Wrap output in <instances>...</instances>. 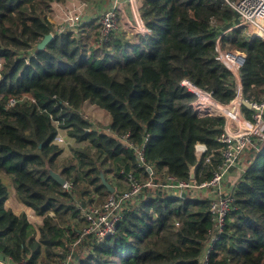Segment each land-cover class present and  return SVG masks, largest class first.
Segmentation results:
<instances>
[{"label": "trees", "instance_id": "trees-1", "mask_svg": "<svg viewBox=\"0 0 264 264\" xmlns=\"http://www.w3.org/2000/svg\"><path fill=\"white\" fill-rule=\"evenodd\" d=\"M63 1L0 0V256L25 264L63 257L85 225L77 206L109 194L102 178L113 190L124 188L121 170L148 178L125 142L140 147L148 137L144 160L155 181H189L194 165L195 182L209 179L224 118L198 116L192 108L197 96L181 82L219 103L231 101L236 80L216 59L219 36L222 49L245 54L242 99L264 97V42H247L239 29L221 35L237 22L222 0H140L148 33L116 31L101 45L96 22L76 33H54L48 14ZM47 34L52 39L38 49ZM11 98L25 100L7 106ZM84 102L108 113L103 130L83 117ZM204 111L219 113L212 106ZM242 111L250 114L246 106ZM55 121L75 143L68 157H60L63 149L54 143ZM196 144L206 146L212 164L197 160ZM238 163L244 171L233 168L234 203L207 264H264V141L251 137ZM48 170L72 188L63 190ZM2 177L11 181L17 202L42 217L37 228L24 212L4 207L9 195ZM212 229L205 197L146 190L122 208L112 235L86 237L73 264H202Z\"/></svg>", "mask_w": 264, "mask_h": 264}, {"label": "built area", "instance_id": "built-area-1", "mask_svg": "<svg viewBox=\"0 0 264 264\" xmlns=\"http://www.w3.org/2000/svg\"><path fill=\"white\" fill-rule=\"evenodd\" d=\"M100 1H103L106 7L104 6L98 13H93L85 3L81 6V12L75 10L67 12L58 27L54 29V33H76L84 24L91 22L92 19L96 20L98 24L96 40L99 45L107 42L112 34L118 31L123 19L127 21L129 31L133 32V34L145 36L148 33L140 16V0ZM222 1L235 12L237 22L223 31L221 35L230 30L239 29L247 42H250L252 39H260L264 42V0ZM219 39L220 36L217 38L215 44L216 59L230 71L236 80V93L231 101L226 104L218 102L224 107L222 111L224 113H213L202 110L199 97L195 90L191 88L194 85L187 80L181 82V85L197 96V100L192 103V108L198 116L216 115L224 118L223 129L217 137V142L221 145L219 159L211 171L209 179L197 183L194 180L182 181L173 176H164L155 181L152 169L145 164L144 160V149L145 144L149 140L148 137L145 136L140 147L125 142V148H132L135 151L138 166L145 169L148 178L141 180L132 172L125 173L121 170L120 174L124 175L125 178V182L123 183L125 186L122 190H113L100 205H95V202H93L85 207L77 206L85 225L79 233L78 239L67 245L68 250L55 264H73L77 252H84L83 244L86 237L92 236L97 240H102L104 237L112 235L115 232L116 223L120 219L122 208L126 204L137 201L146 190H149L153 194L167 192L177 196H181L184 192L189 191L191 194L199 193L208 200L213 229L210 233V241L201 259L202 264H207L208 254L212 245L216 242L217 236L222 232L225 218L230 213L234 203L235 185L226 184V181L230 177L233 168L241 172L244 171V166L238 163V160L242 156L251 137L256 136L264 141V97L260 102L247 101L250 104V119H248L242 111V86L239 75V70L245 62V54L236 50L222 49L219 45ZM197 89L212 98L207 92L199 88ZM24 100V98H11L8 100L7 106H12ZM53 125L56 131L64 130L58 127L57 121L53 122ZM194 153L198 161L203 160L206 164H212V156L208 154L205 145L196 144L194 146ZM72 186V183L65 181L62 189L69 191ZM75 246L78 247V251L73 253L72 250ZM0 264H25V261L14 262L11 257L0 256Z\"/></svg>", "mask_w": 264, "mask_h": 264}, {"label": "rangeland", "instance_id": "rangeland-1", "mask_svg": "<svg viewBox=\"0 0 264 264\" xmlns=\"http://www.w3.org/2000/svg\"><path fill=\"white\" fill-rule=\"evenodd\" d=\"M84 1L86 2V1H90V0H74V1L65 0V1H63L61 3H59V2L58 3H53L51 5V10H50V12L48 14V17H49L50 22L53 23L54 29H56L58 27V25L61 23V21L63 20L65 14L67 12L74 11V10L77 11V12H81L82 11L81 6H82ZM93 13H95V12H93ZM127 35H133V32L127 33ZM80 110H81V113H82L83 117L91 122L93 129H95L96 131L103 130L105 128V126L107 125L109 118H108V115L106 114V112H104L102 110H99L97 108L90 107V104H88L87 102L81 107ZM246 117L248 119H250V114L246 115ZM54 140L56 141V143H58L56 145H60V146L63 147V152L64 153H66L68 155L71 154V152L68 151L69 148L67 147V145H69V143H71L72 140L68 139V137L66 138V134L64 132L57 131V135H56V138ZM61 155H63V153ZM234 171L237 172L238 170H234ZM232 172H233V170H232ZM232 172H231V174H232ZM236 177H237L236 174L233 173L230 176L229 182L232 184ZM2 182L7 187L8 195H9L8 199L4 203V207L7 208V209H11L12 211L18 212L20 205L17 204L16 199L13 196V187H12L10 181L4 178V179H2ZM123 186H125V184H123ZM120 190H122V189H120ZM192 195L197 196V197H201L202 196L199 193L192 194ZM202 197H204V196H202ZM107 198H108V195H105L100 200L101 202L97 201L95 203V205L102 204ZM29 223H31V225L34 228H37V226H38L37 223L35 221H33V220H30ZM84 245H85V242H84ZM77 251H78V247L75 246L73 248L72 252L76 253ZM76 255H78V252H77Z\"/></svg>", "mask_w": 264, "mask_h": 264}, {"label": "crops", "instance_id": "crops-1", "mask_svg": "<svg viewBox=\"0 0 264 264\" xmlns=\"http://www.w3.org/2000/svg\"><path fill=\"white\" fill-rule=\"evenodd\" d=\"M72 1H74V0H72ZM84 2H85V1H84ZM84 2H83V3H84ZM85 4L88 5L89 9L92 10L93 12H95V13L100 12L104 6L106 7V5L103 3V1H100V0H90V1H86ZM91 22H96V20L92 19ZM118 31L125 32L126 34L129 32V25H128L127 21H125L124 19L121 21V24L119 25V29H118ZM85 103H86V102H84L83 105H84ZM87 103L90 104V107H92V108H97V109H99V110H102V109H100L99 107H97V106L94 105V104H91V103H89V102H87ZM83 105H82V106H83ZM102 111H104V110H102ZM104 112H106V111H104ZM106 114L108 115L107 112H106ZM108 118H109V116H108ZM60 131H62V132L65 133L64 130H60ZM65 134H66V133H65ZM67 137H68V136L66 135V138H67ZM68 139H71V138L68 137ZM71 140H72V139H71ZM54 143H55V144H58V143H56L55 140H54ZM71 145H75V143L73 142V140L71 141V143H69V145H67V147L69 148V146H71ZM58 146H60V145H58ZM60 147L63 149L62 146H60ZM68 151H70V150H68ZM70 155H71V154H70ZM70 155H68V154H66V153L63 152V155H61L60 157H68V156H70ZM233 173H234V172H232V174H233ZM232 174H230V176H231ZM1 179H4V177H2ZM5 179H7V178H5ZM229 179H230V177H228V179H227V181H226V184H231V183L229 182ZM7 180H9V179H7ZM9 181H10V180H9ZM10 183H11V181H10ZM232 184L235 185V183H232ZM11 185H12V184H11ZM12 187H13V186H12ZM13 196L15 197V194H14V188H13ZM15 199H16V198H15ZM16 202H17V200H16ZM17 204L20 205V207H19V211H18V212L13 211V213L18 214L19 212L22 211V212H24V213L26 214V217H27V219H28L29 221H30V220L35 221V222L37 223V225H39V224L41 223L42 217L35 215V213L33 212V210H32L31 208H29V207H27V206H24V205H22V204H20V203H18V202H17Z\"/></svg>", "mask_w": 264, "mask_h": 264}, {"label": "water", "instance_id": "water-1", "mask_svg": "<svg viewBox=\"0 0 264 264\" xmlns=\"http://www.w3.org/2000/svg\"><path fill=\"white\" fill-rule=\"evenodd\" d=\"M51 39H52L51 34L45 35L44 38L37 44V48L42 49L45 46V44ZM242 105L246 106L248 109L250 108L249 102H247L245 100L242 101ZM195 168H196V165L189 167V178L191 180L194 179ZM48 172H49L50 177L55 182H57L61 186L64 184L65 180L59 175V173L53 172L51 170H48ZM102 183L107 187L109 193L113 192V188L111 187V185L109 183H107L103 178H102Z\"/></svg>", "mask_w": 264, "mask_h": 264}, {"label": "bare ground", "instance_id": "bare-ground-1", "mask_svg": "<svg viewBox=\"0 0 264 264\" xmlns=\"http://www.w3.org/2000/svg\"><path fill=\"white\" fill-rule=\"evenodd\" d=\"M192 89L195 90L199 97V103L201 105L202 110H205L207 106H212L214 107L219 113H224L222 112L224 110V107H222L218 102H216L214 99L210 98L205 94L204 92L198 90L195 86L191 87Z\"/></svg>", "mask_w": 264, "mask_h": 264}]
</instances>
